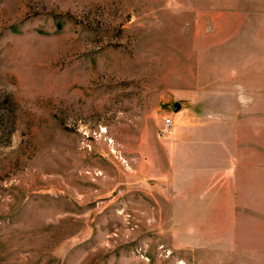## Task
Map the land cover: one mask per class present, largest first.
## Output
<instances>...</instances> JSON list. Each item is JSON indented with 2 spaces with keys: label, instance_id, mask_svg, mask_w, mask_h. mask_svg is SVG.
I'll return each mask as SVG.
<instances>
[{
  "label": "rangeland",
  "instance_id": "rangeland-1",
  "mask_svg": "<svg viewBox=\"0 0 264 264\" xmlns=\"http://www.w3.org/2000/svg\"><path fill=\"white\" fill-rule=\"evenodd\" d=\"M181 261L264 264V0H0V264Z\"/></svg>",
  "mask_w": 264,
  "mask_h": 264
},
{
  "label": "crops",
  "instance_id": "crops-1",
  "mask_svg": "<svg viewBox=\"0 0 264 264\" xmlns=\"http://www.w3.org/2000/svg\"><path fill=\"white\" fill-rule=\"evenodd\" d=\"M227 158L228 157L225 158L224 155L223 156L221 155V156L218 157L219 160H223V159L225 160ZM214 165H215V169L217 168L221 172V170H222L221 167L223 166V164L222 163H219L217 165L216 164H214ZM214 180H215V182L217 184H226V183L231 184V181L227 177L223 179L222 176H221V174H216ZM232 200H233V198L231 196V198L229 200H227L228 203H224V202L222 203V197H221L220 198V203H215L214 206L215 207H220V208H223V207H231L232 204H233Z\"/></svg>",
  "mask_w": 264,
  "mask_h": 264
},
{
  "label": "built area",
  "instance_id": "built-area-1",
  "mask_svg": "<svg viewBox=\"0 0 264 264\" xmlns=\"http://www.w3.org/2000/svg\"><path fill=\"white\" fill-rule=\"evenodd\" d=\"M172 125H173V121H172L171 118H167V119H165L164 127H165L166 129L171 128ZM125 162H126V161H125ZM180 264H184V262L181 261Z\"/></svg>",
  "mask_w": 264,
  "mask_h": 264
}]
</instances>
